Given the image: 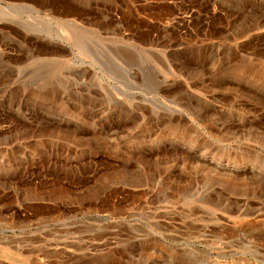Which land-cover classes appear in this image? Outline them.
I'll use <instances>...</instances> for the list:
<instances>
[{"label": "rangeland", "instance_id": "rangeland-1", "mask_svg": "<svg viewBox=\"0 0 264 264\" xmlns=\"http://www.w3.org/2000/svg\"><path fill=\"white\" fill-rule=\"evenodd\" d=\"M0 264H264V0H0Z\"/></svg>", "mask_w": 264, "mask_h": 264}]
</instances>
